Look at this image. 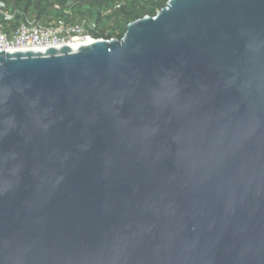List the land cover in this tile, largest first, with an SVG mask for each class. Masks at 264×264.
<instances>
[{
  "label": "water",
  "instance_id": "water-1",
  "mask_svg": "<svg viewBox=\"0 0 264 264\" xmlns=\"http://www.w3.org/2000/svg\"><path fill=\"white\" fill-rule=\"evenodd\" d=\"M0 264H264V0L0 51Z\"/></svg>",
  "mask_w": 264,
  "mask_h": 264
},
{
  "label": "trees",
  "instance_id": "trees-1",
  "mask_svg": "<svg viewBox=\"0 0 264 264\" xmlns=\"http://www.w3.org/2000/svg\"><path fill=\"white\" fill-rule=\"evenodd\" d=\"M169 0H0L5 11L18 10L45 26H71L85 20L93 38L120 40L129 23L154 17ZM21 18L18 17L17 20ZM13 25L0 17V27Z\"/></svg>",
  "mask_w": 264,
  "mask_h": 264
},
{
  "label": "built area",
  "instance_id": "built-area-1",
  "mask_svg": "<svg viewBox=\"0 0 264 264\" xmlns=\"http://www.w3.org/2000/svg\"><path fill=\"white\" fill-rule=\"evenodd\" d=\"M0 17L13 26L6 30L0 27V51L15 50H44L49 47H61L69 45L72 48L77 45L105 40L107 42L117 39H95L88 29L90 24L85 20L71 26H45L37 19L30 17L18 10L5 11L0 7ZM20 17V20L17 18ZM123 38V37H122ZM122 38L120 40H122Z\"/></svg>",
  "mask_w": 264,
  "mask_h": 264
},
{
  "label": "bare ground",
  "instance_id": "bare-ground-1",
  "mask_svg": "<svg viewBox=\"0 0 264 264\" xmlns=\"http://www.w3.org/2000/svg\"><path fill=\"white\" fill-rule=\"evenodd\" d=\"M75 48V47H74Z\"/></svg>",
  "mask_w": 264,
  "mask_h": 264
}]
</instances>
